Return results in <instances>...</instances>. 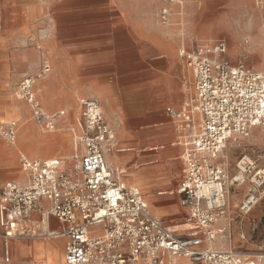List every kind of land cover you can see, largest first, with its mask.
<instances>
[{
    "label": "built area",
    "instance_id": "obj_1",
    "mask_svg": "<svg viewBox=\"0 0 264 264\" xmlns=\"http://www.w3.org/2000/svg\"><path fill=\"white\" fill-rule=\"evenodd\" d=\"M159 1L163 24L184 4ZM178 56L189 72L191 93L180 109L168 106L166 113L183 146L176 191L188 226L166 225L139 187L124 180L125 169L109 164L115 129L100 101L86 97L71 128V156L42 159L19 151L24 180L0 184V264L11 262L12 240L49 237L64 239L67 264H264V245L254 250L216 245L225 232L219 222L227 215L230 188L247 185L238 206L242 215L264 196V150L261 162L242 155L234 174L219 161L229 141L249 137L255 128L264 131V68L233 62L223 39L184 43ZM35 84L36 78L24 77L20 98L35 123L53 131L65 111L48 113ZM17 133V120L0 123L9 144L16 143ZM53 218L59 227L52 226Z\"/></svg>",
    "mask_w": 264,
    "mask_h": 264
},
{
    "label": "rangeland",
    "instance_id": "obj_2",
    "mask_svg": "<svg viewBox=\"0 0 264 264\" xmlns=\"http://www.w3.org/2000/svg\"><path fill=\"white\" fill-rule=\"evenodd\" d=\"M188 2L198 9L197 25L205 27V33L193 37L189 43L223 39L228 45V57L233 62L243 61L256 69L264 68V0H184L182 6L186 7ZM182 6L178 7L179 12H182ZM126 8L129 13L131 6ZM107 14L108 11L98 9L94 0H0V123L17 120L16 143L26 155L44 159L72 154L71 128L81 114L80 100L91 96L99 99V95L83 92L90 88L88 85L77 88L63 84L65 80L75 82L87 71H93L97 86H108L110 95L121 109L123 118L119 125L129 131L122 133L130 138L140 137V118L156 96V87L150 84L153 74L138 55L129 52L125 37L127 14L116 9L111 17L114 24L107 20ZM93 37L98 44V53L93 61L88 62L81 49ZM181 45L175 48L174 64L168 76L180 83V105H183L191 93V79L178 56ZM46 65H49V71H46ZM26 76L36 78L38 93L48 113L65 111L64 121L58 123L55 131L36 124L28 104L20 98L19 84ZM172 103L167 99L163 111ZM105 116L115 129L116 144L110 153L121 154L123 151L118 149L124 145L125 139L121 128L107 113ZM57 137L60 139L58 143ZM32 138H41V141ZM227 146L224 149L226 157L221 159L234 174L242 155L262 161L264 131L256 128L249 137L231 140ZM8 149H12L11 155L15 156L17 163L11 167L8 176L0 167L1 182L15 179L20 162L19 149L0 135V150ZM246 189L247 185L230 188L227 215L219 222L225 228L224 235L216 242L221 248L254 250L264 245V196L250 213L242 215L238 206ZM35 240L46 241L49 245L56 239L35 238L23 240V243L31 244ZM56 244L63 254L64 239H58ZM47 245L41 243L36 247L41 252V248ZM13 257L8 264H13ZM18 257V264H34L26 258L33 257L30 254ZM46 257L56 264H65L66 261L65 257L60 258L58 250L54 257L49 253Z\"/></svg>",
    "mask_w": 264,
    "mask_h": 264
},
{
    "label": "crops",
    "instance_id": "obj_3",
    "mask_svg": "<svg viewBox=\"0 0 264 264\" xmlns=\"http://www.w3.org/2000/svg\"><path fill=\"white\" fill-rule=\"evenodd\" d=\"M94 1L99 10L108 11L107 20H110L112 24L115 21L111 17H114L116 9L123 14H127L125 37L128 40L129 52L138 55L142 63L149 67L153 74V80L150 84L156 87V96L140 118L138 124L140 137L130 138L123 134L129 131L119 125L123 118L121 109L115 103L113 96L110 95L111 93H109L107 85L97 86L95 84L93 71L83 73L81 78H77L75 82L65 80L63 85L66 87L76 86L77 88L88 85L90 88L83 90V92L99 95L100 100L97 99L100 101L104 112L107 113L113 122L117 123V127L121 128L120 132H123L122 134L125 138L123 139L124 145L118 149V151H123V153H108L107 159L109 163L125 169L124 180L128 184L139 187L149 204L151 212L155 216L160 217L172 229L185 228L188 226V224H184L185 209L182 207L180 195L176 191L183 175L181 156L183 146L179 142V133L174 120L166 113L168 106H173L176 109L182 107V104L180 105L182 90L180 83L174 77L168 76V73H170L174 64L173 55L176 46L189 43L193 37L205 33V27L200 24L197 25L195 20L198 9L191 2H188L186 7L182 6V12L177 10L181 6H175L171 23L163 24L157 16L160 6L159 0ZM128 5L131 6L129 13L126 12ZM108 43L109 41L106 42V45ZM97 46V41L93 37L92 41L81 49L88 62L93 61L95 54L98 53L96 50ZM187 73H189L188 70ZM167 99L174 104H167L164 112L163 107ZM60 121H64L63 117ZM32 140L37 142L41 138H32ZM15 146L19 151L23 152L17 144ZM10 150L12 149L0 150V167L5 170L6 176L11 173L9 171L11 167L17 163V159L11 155ZM8 180H13V178H9L4 182L0 181V184H4ZM15 180H24L20 169L16 172ZM52 226L59 227L60 222L54 218L52 219ZM57 240L53 241L52 244H56ZM41 243L43 245L48 244L43 240H35L31 244L23 243V240L19 239L17 241L16 239L12 240V257L15 245L13 264H18L20 258L18 255L24 256L28 254L33 257L26 258H30L34 264L37 262L56 264L51 263L50 258L46 257L48 255V245L47 247H42L44 248L43 253L42 250L41 252L38 250L36 246H39ZM54 247L59 251L60 258L63 259L64 250L62 254L59 245L56 244ZM65 264H67L66 261Z\"/></svg>",
    "mask_w": 264,
    "mask_h": 264
},
{
    "label": "bare ground",
    "instance_id": "obj_4",
    "mask_svg": "<svg viewBox=\"0 0 264 264\" xmlns=\"http://www.w3.org/2000/svg\"><path fill=\"white\" fill-rule=\"evenodd\" d=\"M188 86V85H187ZM186 90H189V88H187ZM53 131H55V130H53ZM39 141H41V140H39ZM58 141H60V139L57 137V143H58ZM17 143H15V145H16ZM116 144V143H115ZM226 147H228L227 145H226ZM226 157V154H225V151H223V153H222V155H221V158H225ZM220 158V160L219 161H221V163H224L225 161L224 160H222ZM110 164V163H109ZM50 238V237H49ZM48 239V238H47ZM43 249L44 248H42V253H43ZM48 253L50 254V255H52L53 257L57 254V250H56V248L54 247V245L52 244V243H50L49 245H48Z\"/></svg>",
    "mask_w": 264,
    "mask_h": 264
}]
</instances>
